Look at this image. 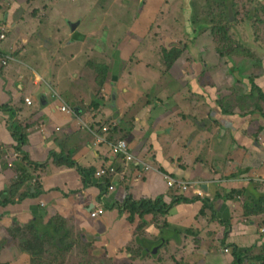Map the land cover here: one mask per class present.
I'll use <instances>...</instances> for the list:
<instances>
[{
  "label": "crops",
  "instance_id": "0c3cea01",
  "mask_svg": "<svg viewBox=\"0 0 264 264\" xmlns=\"http://www.w3.org/2000/svg\"><path fill=\"white\" fill-rule=\"evenodd\" d=\"M14 1L0 0V106L14 112L0 108V262L25 264L28 259L31 264L22 244L27 235L40 232L46 246L48 238L50 243L53 238L61 241L63 264L78 245L68 242L72 229L74 240L85 245L83 240L91 238L104 256L128 264H262L264 243L258 229L264 225V115L251 106L248 111L238 105L225 110L232 105L224 94L228 81L234 89L228 98L236 99L239 90L245 93L241 99L247 97L252 85L247 83L245 90L237 80L249 82L248 72L206 69V56L189 38L180 42V49L169 48L166 35L175 22L171 14L161 13L164 0H144L137 25L124 32L111 26L116 39L108 48L112 82L103 88L107 100L92 110L88 103L99 71L80 65V48L84 56L91 53L87 59L92 66L102 51L84 40L90 34L80 33L83 11L70 15L76 20H66L78 24L70 37L59 20L63 15L57 13L61 0L53 4L62 29L57 36H66L61 40L53 33L29 34L38 29L27 18L31 10H16L20 4ZM93 37L100 41V36ZM63 49H69L67 61ZM167 51H176L171 61ZM67 62L72 65L64 66ZM260 75L264 72L253 75L257 85ZM43 84L48 88H41ZM67 104L79 111H62ZM12 123L21 128L19 149ZM119 138L141 162L116 157L111 143ZM143 163L151 169L144 170ZM106 166L114 171L104 180L117 184V191L104 189L95 177ZM80 169L91 171L102 187L89 184ZM164 175L190 186L169 187ZM125 195L135 201L159 198L158 207L167 211L120 206ZM96 203L106 210L93 218L89 206ZM233 251L241 262L234 261Z\"/></svg>",
  "mask_w": 264,
  "mask_h": 264
},
{
  "label": "rangeland",
  "instance_id": "374dc122",
  "mask_svg": "<svg viewBox=\"0 0 264 264\" xmlns=\"http://www.w3.org/2000/svg\"><path fill=\"white\" fill-rule=\"evenodd\" d=\"M59 1L15 0L14 2L20 4L16 10H19L21 7L31 10L30 14L26 12L27 18H29V21L33 19L31 22L33 25L38 26V29L33 28L35 31L29 32V34L50 35L53 33L55 39L65 40L66 36H61L63 32L62 34H58L60 37L57 36L56 32L57 29L60 30V33L62 31L61 27L58 26L60 23L56 21V5H53ZM153 1L161 2V0ZM164 3L165 10L161 13L165 17H169L171 14L170 17L175 22L174 25L168 28L169 33L166 35V43L169 42L168 47L180 49V42H186L189 38L191 45L196 47L198 52L201 50L203 55L206 56L204 58V61L207 63L205 66L206 69L212 68L214 70L213 67H218L225 73L227 70L232 75L234 73L232 67H235V70L238 69V71L239 69L244 72L247 71L249 74L247 77L252 78L250 80L252 82L249 83L244 78H238L239 80L237 82L245 86V90L249 86L247 83L252 85V87L249 86L247 89L249 90L247 93L248 97L241 99L245 93L239 90V96L236 99L228 98L229 92L232 95L234 91L229 86L230 81H228L229 85L224 90V94L227 97L226 100L230 104L232 102L234 106L229 105L232 109L235 105H238L241 111L243 109L257 108L264 115V93L262 92L264 85H261L262 80H264V75L256 77L259 85L254 82V76L264 72V0H164ZM144 4V0H61L59 3L57 13L63 15L59 17V20L66 26L64 34L70 37L72 36L70 24L66 23V20H69V18L76 20L77 16L72 17L70 15H76L83 11V14L79 18L85 20V26L81 29L80 33L85 34V36L90 34V37L86 36L87 38H84V40L93 46L96 45L102 51L100 61L95 66H92L91 63L94 62L87 59L91 53L88 51L87 56H84V50L80 48V65L92 73H96V70L97 72L99 71L97 90L94 92L90 103H88L92 110L94 105L107 100L105 97L107 91H103V88L107 83L112 82V66L111 61H109L110 50L108 48L109 45L115 46L116 39L114 38L115 34H113L115 30L110 33L111 26L116 27L118 25V29L124 32L131 25H137V20L140 19L141 14L138 10L143 8ZM187 5H190L192 11H189L185 7ZM229 9L232 14V19H230ZM134 12H137L135 18H133ZM192 22L196 24L195 28L191 27ZM141 30L142 24L139 26L140 33ZM80 33L78 37L81 36ZM94 35L100 36L101 42L98 38H94ZM20 44H26V42L22 41ZM68 52L69 49H63L61 51L66 61L70 58ZM175 52L167 51L166 56L170 61L175 56ZM222 63L223 69L221 68ZM224 64L228 66L233 65L225 67ZM70 65H72V62L64 64V66ZM58 70H60V76L62 78L61 67ZM91 76H87V81ZM42 87L46 86L43 84ZM63 90H68V87L64 86ZM220 102L225 103L221 100ZM68 160L69 158L66 159V161ZM148 207L145 208L149 209ZM162 208L163 210L161 212L167 211L164 210V207ZM25 231L22 229L21 235H24ZM58 234H60V230ZM50 242L51 239L48 238V246H46V238L40 232H37L32 237L27 235L21 250L25 251L23 252L24 254L28 252L31 255V264H61L59 261L63 254V244L54 238V243ZM68 242L69 244L77 242L78 245L68 257L69 259L65 260L63 264H128L122 258L104 256L102 252H99V250L93 247L94 240H91V238L83 240L85 245L79 240H74L72 229H70ZM64 247L67 249L66 246ZM130 253L139 255L141 252ZM147 255L150 256L151 253ZM19 263L14 261L0 262V264ZM25 264H30V261L27 259Z\"/></svg>",
  "mask_w": 264,
  "mask_h": 264
},
{
  "label": "built area",
  "instance_id": "2783aa9c",
  "mask_svg": "<svg viewBox=\"0 0 264 264\" xmlns=\"http://www.w3.org/2000/svg\"><path fill=\"white\" fill-rule=\"evenodd\" d=\"M1 36L4 37L3 34ZM2 63L6 64L7 59L2 60ZM54 96H56V93L54 94ZM25 101L28 104H32V100L30 98H25ZM61 110L66 111V112L71 113V114H76L79 111V108L67 104V105H62ZM111 146H113V150H114L117 158H121L125 162H141L131 152L130 147H129L128 143L125 141V139L119 138L116 141L112 142ZM15 157H17V152H16ZM143 169L144 170H150L151 165L147 164V163H143ZM113 171H114L113 166L102 167L99 170H96L95 177L100 179L103 184H106L107 180H104V178L110 177L111 173ZM164 178L166 179L167 185L169 187H173L174 189L185 190L186 188H188L190 186L187 182L181 181V180L176 179V178H172L168 175H164ZM263 180H264V175H263ZM117 188H118V185L115 183H110L108 185L109 190L117 191ZM125 197H126V195L123 197V200ZM116 199H117V201H119L118 198H116ZM141 199H143V198H141ZM123 200H122V202H123ZM105 210H106L105 206L103 204H100V203H96V204L89 206V214L93 218H96V217L100 216L101 214L105 213ZM258 230H259L258 234L260 236L261 243H264V225L260 226ZM224 251H228V249H224Z\"/></svg>",
  "mask_w": 264,
  "mask_h": 264
},
{
  "label": "trees",
  "instance_id": "16d2710c",
  "mask_svg": "<svg viewBox=\"0 0 264 264\" xmlns=\"http://www.w3.org/2000/svg\"><path fill=\"white\" fill-rule=\"evenodd\" d=\"M248 81H249V83L252 82L250 80H248ZM0 108H4L5 110H8L11 114L14 113L13 110H12V108H10L8 105H2V106H0ZM225 110H226V112H231V108H226ZM246 111H248V110H246ZM10 129L14 132L13 135L17 138L16 139L17 140V142H16V148L19 149L20 144L23 142V138L19 134L21 128H20V126L12 123L10 125ZM17 151H19V150H17ZM70 164L71 165H74V162H71ZM80 172L84 176V179L89 182V184L90 183H95V184H98V185H100L102 187V184L99 181H97V180L93 181L94 180L93 179V175L90 174V173H92L91 171L89 172L88 170L80 169ZM90 180L93 181V182H91ZM110 183L111 182L107 180V183L104 184V189L108 188V185ZM125 203H128V205L131 204V206L134 207V208H141V207H147V206H149L148 207L149 209H155V210H158V211H162L158 207L160 205L159 198H155V199L144 198V199H139V200L135 201V200H133V198L130 195H126V197L123 200V203H121L119 205L121 206V205H124ZM231 253H232V256H233V259H234L235 262H238V263L241 262V258H239L238 254L235 251H233ZM257 260H259L261 263L263 262V258L262 257H260Z\"/></svg>",
  "mask_w": 264,
  "mask_h": 264
},
{
  "label": "water",
  "instance_id": "95a60500",
  "mask_svg": "<svg viewBox=\"0 0 264 264\" xmlns=\"http://www.w3.org/2000/svg\"><path fill=\"white\" fill-rule=\"evenodd\" d=\"M229 14H230V19H232V14H231V12H230V9H229ZM69 24H70V27H71L72 30H75L76 26L78 25V24L75 23V22H70ZM51 43H52V42H51L50 40H46V41H45V44H47V45H50ZM157 249H158V247L155 246L154 249H153V253H155Z\"/></svg>",
  "mask_w": 264,
  "mask_h": 264
}]
</instances>
